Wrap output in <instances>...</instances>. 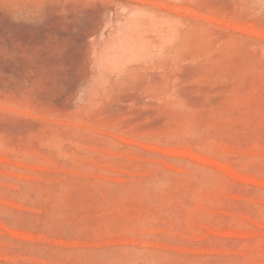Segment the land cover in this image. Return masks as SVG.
<instances>
[{"label": "rangeland", "instance_id": "1", "mask_svg": "<svg viewBox=\"0 0 264 264\" xmlns=\"http://www.w3.org/2000/svg\"><path fill=\"white\" fill-rule=\"evenodd\" d=\"M0 264H264V0H0Z\"/></svg>", "mask_w": 264, "mask_h": 264}, {"label": "bare ground", "instance_id": "2", "mask_svg": "<svg viewBox=\"0 0 264 264\" xmlns=\"http://www.w3.org/2000/svg\"><path fill=\"white\" fill-rule=\"evenodd\" d=\"M197 157H200V158H203V159H208V158H204V157H201L199 155L196 154ZM209 160V159H208ZM249 179H252L251 177H248Z\"/></svg>", "mask_w": 264, "mask_h": 264}]
</instances>
